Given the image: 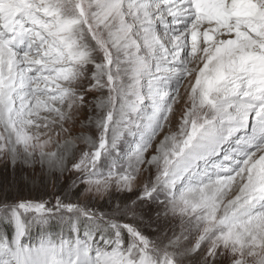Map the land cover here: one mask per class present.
Instances as JSON below:
<instances>
[{"label": "snow or ice", "instance_id": "6c2138e0", "mask_svg": "<svg viewBox=\"0 0 264 264\" xmlns=\"http://www.w3.org/2000/svg\"><path fill=\"white\" fill-rule=\"evenodd\" d=\"M0 264H264V0H0Z\"/></svg>", "mask_w": 264, "mask_h": 264}, {"label": "rangeland", "instance_id": "374dc122", "mask_svg": "<svg viewBox=\"0 0 264 264\" xmlns=\"http://www.w3.org/2000/svg\"><path fill=\"white\" fill-rule=\"evenodd\" d=\"M23 195L35 197L37 194L35 192H31L30 193L28 188H25L24 191H23Z\"/></svg>", "mask_w": 264, "mask_h": 264}]
</instances>
